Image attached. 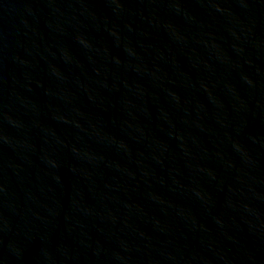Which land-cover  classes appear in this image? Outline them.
<instances>
[{"label": "water", "instance_id": "water-1", "mask_svg": "<svg viewBox=\"0 0 264 264\" xmlns=\"http://www.w3.org/2000/svg\"><path fill=\"white\" fill-rule=\"evenodd\" d=\"M0 264H264V0H0Z\"/></svg>", "mask_w": 264, "mask_h": 264}]
</instances>
